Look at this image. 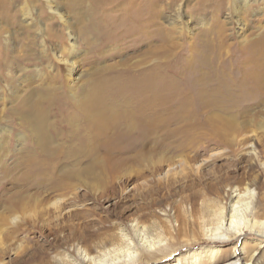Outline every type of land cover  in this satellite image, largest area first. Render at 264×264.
I'll use <instances>...</instances> for the list:
<instances>
[{"label": "rangeland", "instance_id": "1", "mask_svg": "<svg viewBox=\"0 0 264 264\" xmlns=\"http://www.w3.org/2000/svg\"><path fill=\"white\" fill-rule=\"evenodd\" d=\"M240 1L244 5L240 13L236 10L238 0H158L154 3L159 11L158 15L157 12L155 14V20L159 22L160 27L168 26L167 19L180 13L175 24L181 26L182 32L177 33L178 30L175 32L169 28L173 35L171 42H176L179 46L173 49L174 55L169 63L170 70L176 73H171V79L168 80L184 81L182 75L185 73L189 78L187 84L192 85V67L199 59L196 58V53L187 48L188 44L196 39H212L216 37L215 31L219 29L225 42V47L222 48L225 53L222 62L226 64L227 76L231 74L229 80H233L228 83L233 84L230 91L225 90L226 100L243 99L246 104H240V107L219 106L218 113L227 116L226 120L230 122L233 120L236 127L225 135L214 133V129L209 125L212 124L211 120L209 121L210 115L212 112L217 113V109L201 112L193 121L197 124L191 129L194 135L189 137L182 136L176 129L175 118L172 117L171 121L167 118L168 127H159L151 137L152 141L146 144L152 150L151 162L139 166L133 161L141 149L137 146L135 133L122 144L108 142L109 146L106 147L102 145L103 134L85 130L87 136L95 139L99 145L95 147L98 148L97 154L91 152L94 154L92 155L88 151L91 154L89 155L87 149L78 150V145L85 134L83 126L94 124L86 117L90 115L88 108L92 106L93 101L112 100L111 105L123 111L133 109L140 102L141 93L146 89L145 86L144 90L138 88L142 79L141 71L157 61V56L163 50L161 40L157 36L158 30L154 29H158V25L146 29L147 25L143 21L140 25L129 24V21L121 22L119 16L123 13L124 6L129 4L125 0H54L52 3L46 0H0V218L11 217L7 210V200L10 195L16 194L33 196L41 202L47 201L50 208L53 201L65 196L64 198L69 200L65 212H71L68 223L70 226L66 224L64 228L56 226V223L50 228L46 226L42 229L24 225V231L16 232L4 229L12 222H6L5 225L3 223L0 229V245L8 249L0 252V264H10L11 260L17 257V249L22 247L31 249L28 254H24V259L35 253L36 257L48 261L49 264H64L61 260L67 258L75 262L74 264H90L76 254L75 247L87 249L88 252L91 247L90 252L96 255L103 245L93 242L96 237L91 234L115 235V241L111 239L106 244L107 247H112V243L119 242V236L127 234L134 238L133 225L138 221L142 225H149L152 232L162 225L165 234L170 238L168 241L171 242V248L157 253L153 259L146 258L136 264H211L216 260L218 264H226L235 263L236 256L244 258L236 262L237 264H264V248L256 252L252 262L249 261V257L255 252L254 243L257 237L243 235L239 239L226 242L187 244V241L193 238L190 237L193 232L198 233L197 223L203 207L202 199L211 203L216 197L213 187L215 182L243 173L254 161L250 156H243L234 149L242 151L251 141L259 149L264 145V140L260 141L256 137L264 132V0ZM24 2L30 7L27 16L23 14V9L20 10L25 6ZM139 2L144 3L146 0H138L131 6L137 4L140 8ZM54 11L63 13L64 18L73 23L75 31H79L78 49L81 56L79 55L78 62L81 78L77 81L67 80L68 72L62 70L61 64L56 60L60 51L69 46V31L65 28L66 22ZM237 17L241 24L238 23ZM130 27L135 30H129ZM210 28H213V32L208 33ZM87 30L90 31L88 37L87 33L85 34ZM252 38H257L258 41L252 45L244 44V40ZM220 72L225 77L222 68ZM259 72V77L253 74ZM52 76L57 79L52 80ZM113 76L117 79H113ZM255 77L258 78V83L252 80ZM246 78L254 83H249ZM185 83H180L182 88L187 86ZM53 85L59 86L61 99L44 113L49 120L48 132L44 133V136L46 140L49 136L52 137V144L55 142L73 152L67 159L69 161L56 167V172L70 169L76 173V179H73L74 187L64 195L63 191L55 190L52 183L43 182V179L38 181L35 174L32 175L33 164L29 161L40 158V148L22 118L28 114L27 105ZM101 86L102 88H99ZM225 108L230 111H223ZM126 118L118 121L117 127L124 129V122L128 120ZM231 146L233 149L230 150ZM103 156L113 157L119 164L114 175L103 174L107 183L104 182L101 186L105 187L104 190L109 194L97 200L94 195L101 192L103 187H89L87 184L92 185L95 182L92 179L94 176L88 172V177L85 169L94 166L97 161L104 167ZM23 159L26 165L22 162ZM262 160L264 161V158ZM182 163L191 165V168L185 167V172L189 171L191 175L190 178L183 173L180 167ZM199 165L201 167L198 169ZM8 168H14L15 171L11 172ZM258 169L259 167H254V171ZM166 180H173L169 191L164 185ZM111 186L117 189L115 193ZM186 196L191 197V201L185 202L180 209L175 207L174 204ZM194 200L196 202L192 203ZM41 208L42 206H39L36 210H30V213H37ZM182 209L191 213L186 216L187 213ZM54 216L56 214L52 213L51 217ZM61 220L56 222L59 224ZM194 221H197L196 225ZM40 223L42 224V221ZM177 229H180L179 234ZM134 242L139 243L138 239ZM214 247L222 250L214 259H209V252ZM235 247L237 250L234 254ZM196 257L197 262L194 261Z\"/></svg>", "mask_w": 264, "mask_h": 264}, {"label": "bare ground", "instance_id": "2", "mask_svg": "<svg viewBox=\"0 0 264 264\" xmlns=\"http://www.w3.org/2000/svg\"><path fill=\"white\" fill-rule=\"evenodd\" d=\"M46 1L50 3L54 2V0H46ZM113 1H118V0H113ZM156 1L158 0H146V2L144 3L139 2V5H140V8H139L137 4L136 6H131L133 3L138 2V0H125V2H128L129 4L124 6L123 13H121L119 16V18L121 19V22H124V23H127V21H129V24L135 23L136 25H140L141 21H143V23L147 25L146 29H149L154 25H158L156 26L158 27V29L157 28H154V29H156V31L158 30L157 36L161 40V43L163 45L162 46L163 50L157 56V59H156L157 61L153 62V64L147 67V69L145 68L146 70L143 69L141 71L140 75H142V77L140 78L142 79L141 80L139 79L140 81L138 84H140V86L138 88L140 90H144V86L146 87L144 92L141 93L142 99L140 100L138 104L134 106L133 109L125 110V111H123L121 108L113 107L111 105L112 100H108V99L97 100L96 99L91 104L92 106L88 108L90 115L86 116L88 118V121L89 122L92 121L94 124H92V126L89 125L88 127L83 126L84 131L85 130L90 131V132L96 131L99 134H103L104 137L102 138L104 139H103L102 145H105L106 147L109 146L108 142H111V144L112 143L122 144L124 140H128L130 135L135 133L138 139L137 146H139L141 149L138 152V156L137 155L134 156L133 161L136 164H139V166L140 164L144 166L145 164H149L151 162V158L153 156L152 150L149 149L146 146V144L148 145L152 141L151 137L154 136L153 135L154 132L158 131L159 127H164L163 125H165V128L168 127V124L166 123L167 118H170L169 119L170 121L172 120V117L175 118V120H177L176 129L179 130L180 133H182V136L185 135L189 137L191 134L194 133L193 131H191V129L194 128V126H197V124L193 122L196 119V117L200 115L201 112L206 113L207 111L210 112L213 109L214 110L217 109L216 111L217 113L212 112V114L210 115L211 117L209 118V121L211 120L212 124L209 123V125H211L212 128L214 129L215 131L214 133L225 135L228 132H230L233 128H236V127H235V124L233 123V120L232 122H230L226 120V118L228 119L227 116L221 113H218L219 106L220 108H223L226 106H232V107L237 106L238 107V105L240 107V104L241 105L246 104L243 99L242 100L241 99L240 100H237V99L226 100L227 97H226L225 90L230 91V89L233 87V84L228 85V83H230L233 80H229V78H231L230 76L231 74L227 76L226 64L225 62H222V60L224 61L223 55L225 54L222 48L225 47V42L222 37L223 33L219 29L215 31L216 37H212V39L210 38L209 39L203 38V40L196 39L194 42L188 44L189 47L187 48L191 49L190 52L196 53V58L199 59L196 65L195 66L193 65L192 67L194 68V71L192 73L191 80H194V82L190 86H192L193 89H191L189 84H187V79L189 78L187 77V74L185 73L184 75H182V77L186 83L181 80L180 81H177L175 79H172V81L168 80V79H171V73H176V71L172 72V70H170L169 63H170V59L172 58V55H174L175 50L173 49H176L179 46L178 43L171 42L173 35L172 33H170L171 31L169 30V28L170 29L172 28L173 31L175 30V32L178 30L177 33L182 32L181 26L180 25L178 26V24L176 26L175 24L177 21V18L179 19L180 17V13L173 18L171 16L170 18L167 19L168 26L160 27L159 22L155 20L156 12H157L156 15L159 14V11L156 8L157 6L154 5ZM238 1L239 2L237 4L236 10L240 13L242 12L244 5L242 4L240 0ZM23 4L25 6L23 5L24 7L23 8L21 7L20 10L23 9V14L27 16L29 15L30 7H28L27 3L25 2ZM54 12L60 15V18L62 19L63 22H66L65 25L67 26H65V28H67L69 31V34L66 33L68 34V38H69L67 42L69 46L66 50L60 51V55L56 56V60L57 62H59L58 64H61L62 70L68 72L69 75L67 77V80L77 81L81 78V75L79 74L80 63L78 62V59H79L78 57L80 55L79 54L80 50L78 49V42L80 40L79 31L78 30H77L78 32L75 31V28H74L75 26L73 25V23H71L66 18H64L63 13L57 12V11H54ZM237 18H238L237 19L238 23L241 24L239 17ZM125 26L127 25L125 24ZM129 30L134 31L135 29L134 27H130ZM207 32L208 33L213 32V28H210ZM86 33L88 37L90 31L87 30L85 34ZM87 41L89 40L87 39ZM257 41H258L257 38H252L250 40L246 39L244 40V44L252 45V44H255ZM128 63L129 62H127V64ZM220 68L224 70L225 77L222 76L220 72ZM242 71L238 70V72H242ZM253 71L256 72L255 70ZM253 74L259 77L261 75V72H259V74L258 73H253ZM96 76L97 75H95V77ZM114 76L112 77L113 79L115 78ZM241 76L243 75L241 74ZM55 79L57 78L52 76V80H55ZM116 79L117 78H115V80ZM94 80L96 79L94 78ZM252 80L258 83V78L256 79L255 77ZM247 81L249 80L247 79ZM115 82L113 83L114 85L116 84ZM252 82L249 81V83H252ZM180 83H183V84L185 83L187 86L182 88L181 86L182 84ZM102 86L99 88H102ZM92 87H94V85L91 86V88ZM173 91H175L176 93H174ZM25 98H27V96ZM60 99L61 97L59 96V86L53 85L51 86V88L46 89L43 94H40L38 97H36L35 100L31 101L29 105H27L26 110L28 114L26 113L27 115L22 116V118H23L25 125H27V127L32 132L33 136L36 138L37 143H38L37 146L40 148V155H39L40 158L29 161L30 163L33 164V167L31 169V171L33 172L32 175L35 174V177L38 181H41L43 179L45 180L43 182L48 181L49 183H52L54 185L53 188L55 190L57 189L58 191L59 190L63 191L62 193L64 195L68 192V190L74 187L73 179H76V176H75L76 173H74V171L70 169H65V170L63 169L57 173L56 167L57 166L59 167V165L61 164L63 165L64 162L69 161L67 159L69 158L70 154L73 152H71V150L64 149L63 146L57 145L55 142L54 144H52V140H53L52 137L49 136V138H47L46 140L44 136V133L48 132L47 125L49 124L47 114L44 115V113H46V111L49 108H52L54 104H58V101H60ZM223 111H230V109L225 108L223 109ZM122 112H125V114H122ZM123 115L128 118V120L124 122V129L123 127L122 128L117 127V122L125 118L123 117ZM83 136L84 137L81 139L80 144L78 145V150L87 149V153L89 155H91L92 153L97 154L98 148L95 149V147H99V145L96 144V140L93 138L90 139L87 136L86 131ZM256 137L260 141L264 140V132H261ZM84 146L85 147L87 146V148H85ZM245 148L242 151L240 149L239 150L234 149V151L235 152L237 151V153H241L243 156L244 155L250 156L251 158L254 159L253 163H251L249 165V168L246 169L243 173H240L239 175H236L233 178L231 177L222 178V179L217 180V182H215L213 187L215 190L216 197L212 199L211 203L209 202V200H208L209 203H206L207 200L202 199L203 207L200 212L199 223H197L199 225L198 233H196V231L193 232V234L191 233L193 236H190V237H193V238L188 240L187 244H194V243L200 244L206 241L213 242V243L226 242V241H230L234 239H239L243 235L257 237L254 243L256 245L255 252L249 257V261L252 262V260H254L256 252L258 251L260 252L264 248V178H262L264 177V161L262 160V158H264V145L262 146L261 149H259V147H257L256 144L251 141V143L248 144L247 148L246 149ZM231 149H233L232 146L230 150ZM75 150H77V145H75ZM88 151L92 153L90 154ZM26 153L27 152H25V154ZM103 157L104 159L103 158L102 159L104 161V165H103L104 167H101L100 162L97 161L98 163H96L94 166L87 167V169H85L87 176H88V172H91V174L94 176V178L90 177L94 179L95 181L93 183L91 182L92 185L87 184L88 182H86V184L89 187L91 186V188L96 187L97 189H102L103 186H101V184L103 185L104 182L107 183L106 176L104 175L106 174L107 176L111 174L114 175L115 168L116 167L118 168L117 166L119 164L118 160L114 161V158L110 156H103ZM22 162H25V165L27 164L25 159H23ZM190 166H191L190 164L189 166L187 164L183 165V163L180 164V167H182L183 173H185L186 177L191 176L189 175V171L185 172L187 167L191 168ZM200 167L201 165L198 166V169ZM254 167H259L258 171H254ZM93 168H95L96 170H94ZM9 170H11V172L15 171L14 168H10ZM196 172H198V170ZM171 181L166 180L164 184L165 188L168 191L171 189V186H172ZM243 183L245 184L244 186L241 185ZM106 187H108V185ZM104 188L105 187H103L101 192L97 194L95 193L96 195L94 196L96 197L97 200L100 199L101 197L108 196L109 193L107 190H104ZM111 188L113 192L117 190L114 186H111ZM62 193H60V195ZM19 195L20 194H16L14 196L10 195L8 197L7 210L10 212L11 217L8 216L7 218H4V217L0 218V229L2 228L1 225H3V223L5 225L6 222H12V224L9 225V227L4 228V229H6L7 231L12 229V231H16V232L24 231L23 229L24 225L31 226V228L38 227L40 229L45 228L46 226H49L47 228H50V226H52L55 223H56V226L58 225L63 228L66 227V224L68 225L70 218H71V215H70L71 212H68L69 210L65 212V210L67 209L66 205L69 201L64 198L65 196L62 198L57 197L58 199L52 202L51 204L52 207L50 208L47 205V201L41 202L35 199L33 196L26 197L24 195H21V196ZM190 198L191 197L189 196L182 197L181 201L179 202L176 201L177 203L174 204L175 207L182 208L185 202L191 201ZM194 198H196V196H194ZM193 202H196V201L194 200L192 201V203ZM39 206H42L39 212L34 213V214L30 213V210L31 211L36 210L37 207ZM183 212L187 213L186 216H188L191 213L185 209L183 210ZM52 213L56 214V216H54L53 218L51 217ZM19 214L21 217H19ZM59 219H62V220L58 224L56 221H59ZM41 221H42V224L40 223ZM195 222L197 221H194V224L196 225ZM183 225L185 224L183 223ZM150 228L151 227L149 225L147 224L142 225L140 224V221H138L133 225L134 238H132L131 236L127 234H124L121 237L119 236L120 238L119 242L112 243V247H107L106 244L111 239L113 240L114 238L116 239L115 235L109 234V233L102 234L103 236L101 234H91L92 237L93 235H95L96 237V239L94 238L93 242L95 243L97 242V244L103 245L100 250H97L96 255L95 254L93 255L90 252L92 251L91 247H90L91 250L88 248L90 250L89 252L87 251V249L82 250V248L80 247H75V252L78 256H81L80 258L83 259L84 262H89L90 264H136V263L142 262V260L146 258L147 260H150V259L155 258L157 253L171 248V242L169 243L168 241L170 238H168L169 236L165 234V230L162 225H160L158 230H156L155 232H152ZM177 230L179 234L180 229H177ZM135 239H138L139 243L134 242ZM7 249L8 247L7 248L1 247L0 245V252H4ZM221 250L222 249L219 247L212 248V250L209 252V256H210L209 259H214ZM233 250H234L233 253L235 254L237 247H235ZM29 251H31L30 247L18 248L17 257L12 259L10 264H49L48 261L44 259H40L39 257H36L34 255L35 253L30 258L24 259L25 257L24 254L26 255V253ZM236 257L237 259L235 260V263L233 262V263H226V264H237L236 262H240L244 259L241 256L240 257L236 256ZM67 259H63L61 260V262H63L64 264H74L75 263L69 260V258ZM197 260H198V257H196L194 261L197 262ZM216 261L215 262L213 261L211 264H218V260Z\"/></svg>", "mask_w": 264, "mask_h": 264}]
</instances>
